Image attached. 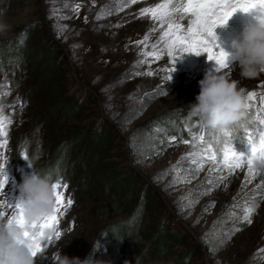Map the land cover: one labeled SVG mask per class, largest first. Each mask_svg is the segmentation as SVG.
I'll list each match as a JSON object with an SVG mask.
<instances>
[{"label":"rangeland","instance_id":"374dc122","mask_svg":"<svg viewBox=\"0 0 264 264\" xmlns=\"http://www.w3.org/2000/svg\"><path fill=\"white\" fill-rule=\"evenodd\" d=\"M159 1L0 0V19L10 25L0 44L13 41L8 49H0V93L7 92L0 95V104L12 121L8 143L0 148L6 176L0 199L14 206L22 198L18 186L25 176L33 170H52L68 185L59 189L65 203L73 200L59 217L60 238H53L36 264H55L58 251L98 264H264V172L246 180V166L229 175L203 156L188 155L211 146L222 159L224 137L201 127L187 109L199 92L198 81L216 71L215 61L202 53L191 66L187 60L194 53L177 50L172 58L165 52L159 60L148 57V63L140 62L145 59L141 53L152 51V44L163 48L164 26L140 15L141 8ZM76 4L78 12L73 11ZM236 12L228 20H235ZM188 19L178 20L185 30ZM131 34L140 36L139 41L148 35L149 40L129 55L125 42L133 39ZM18 44L22 51L16 49ZM45 47L50 57L36 64L27 60L37 59ZM43 71L48 84L39 88L38 72ZM221 72H228L238 88L256 93L244 127L231 133L235 150L247 152L248 132L255 135L264 74L244 79L238 69ZM46 92L53 101H69L67 107L73 103L81 109L79 114L50 113ZM168 116L173 119V135L157 128ZM145 125H153L154 131L142 135ZM74 127L89 133L101 129L108 140L102 148L93 143L83 156L76 155L75 176H70L67 168L54 164L57 156L49 145L64 141ZM193 133L203 135V141L194 147L184 144ZM201 160L203 166L197 170L194 161ZM85 170L90 171L93 189L85 187L81 193L71 177ZM129 175L134 192L118 196L111 184ZM142 193L150 197L146 208L137 207ZM253 201L256 208L248 224L240 217ZM157 229L170 237L160 250L156 249L163 242L150 236Z\"/></svg>","mask_w":264,"mask_h":264},{"label":"snow or ice","instance_id":"6c2138e0","mask_svg":"<svg viewBox=\"0 0 264 264\" xmlns=\"http://www.w3.org/2000/svg\"><path fill=\"white\" fill-rule=\"evenodd\" d=\"M137 0H128V3L135 4ZM125 4L124 7H127ZM257 7H264V0H162L161 3H157L154 7H144L140 9L141 16H150L152 20L159 22L164 26L161 31L160 43L163 44V48H160L158 44H152V51H143L144 60L141 63H148V57H153L156 60L160 59V56L165 52L168 57H173L177 50L183 52H192L197 55L200 53H207L208 58L215 61L216 70L221 71L229 68L227 61V54L223 50L217 51V45L215 44V36L213 29L217 24H222L236 10L248 11ZM80 8L79 4L74 5L73 11L78 12ZM185 16H188V23L186 30L178 23V20H183ZM149 40V36L145 35L143 40L137 41V44L146 45ZM148 75L153 73L149 71ZM171 77L166 76L164 79L169 80ZM264 88V82L260 85ZM244 93L248 102V111L250 112L255 105L252 103L256 99V93L253 91H247L244 87L240 88ZM0 95H7V92L0 93ZM256 122L255 135L252 132H248L246 143L249 146L247 152H238L235 150L231 143V133L225 132L223 134L224 141L221 149L222 159L218 158L217 154L212 151L211 146L206 147L202 153L189 152V156H203L207 161H211L213 166H223L228 170L231 175L236 169L245 167L247 172L245 174L246 180H250L255 175L264 172V93L259 96V107L254 117ZM11 118L4 113V105L0 104V148L7 145V128L11 124ZM192 140H183L186 145L192 144L193 147L197 141H203V135L191 134ZM172 140H176V137H172ZM219 141V137H217ZM24 155V153H21ZM27 159V157H25ZM256 161H259L257 166ZM197 170L203 166V160L196 162ZM5 164L0 161V195L3 193L4 185L6 183V176L3 173ZM220 179H223L221 177ZM67 189V183H62L58 178L53 184L55 195V208L51 215L45 216L38 221H33L31 227L37 229L34 233L27 231L23 232L25 237H28L34 244L33 255L36 260L44 253L48 246L53 242V238L59 239L61 236L60 231L56 230L59 224V217L65 214V211L69 206L73 204L71 198H67L65 203V194L59 191L60 188ZM260 187V186H258ZM256 208L255 202L246 206L243 210V215L240 219L248 224L252 223V214ZM14 218L17 224L21 227L26 225L23 219L22 209L20 202H17L14 206L8 204L4 199H0V218L3 217ZM45 229L49 230V234L45 238ZM238 230V229H237ZM223 243V242H222ZM264 251V250H262Z\"/></svg>","mask_w":264,"mask_h":264},{"label":"clouds","instance_id":"9594fccd","mask_svg":"<svg viewBox=\"0 0 264 264\" xmlns=\"http://www.w3.org/2000/svg\"><path fill=\"white\" fill-rule=\"evenodd\" d=\"M252 11L254 15L243 24L239 35L231 39V51L226 53L221 49L227 54L229 68L238 69L239 76L244 79H255L264 74V7L241 12ZM226 22L216 27L224 26ZM9 29L10 25L0 19V36ZM214 36L216 44L217 36ZM198 84L195 102L187 108L189 117L220 136L225 132L236 133L244 127L248 119V102L228 72L208 71ZM58 178L52 170H33L19 184L20 206L26 225L21 227L14 218L7 216L0 218V264H36L33 241L23 232H36L31 223L52 214L55 208L53 184ZM48 234L49 231H45V238ZM54 258L55 264H98L97 261H81L78 257L69 258L61 251L56 252Z\"/></svg>","mask_w":264,"mask_h":264},{"label":"trees","instance_id":"16d2710c","mask_svg":"<svg viewBox=\"0 0 264 264\" xmlns=\"http://www.w3.org/2000/svg\"><path fill=\"white\" fill-rule=\"evenodd\" d=\"M12 44H13V41L2 43L0 44V49L6 50ZM16 47H17L16 48L17 50L22 51L20 49L22 48L21 45L18 44L16 45ZM38 48L40 47L38 46ZM39 51L41 52V56H39L35 60H32V59H27V60L31 63L36 64L38 61H40L41 58L47 59V57L51 56L50 53L47 51V47H45L43 51L41 49ZM9 57L11 56L9 55ZM4 66L6 65H3V67ZM51 70L53 71V68ZM38 73H39V78L41 77L42 80H40V82L37 83V87L45 88L46 84H48L45 81V78H46L45 76L47 74V71H43L41 73L38 72ZM45 94L48 97L47 107L50 113L51 112L52 113L62 112V113H65V115H67L68 117L79 114L81 109L78 108L77 106L75 107L73 103H71V105L67 107V105L69 104V101L68 102H65V100H62V101L54 100L53 101V99H50L49 94H47V92ZM60 102H63V104ZM172 120L173 119H171L170 116H168V118L160 120L159 123L157 124V128H162L161 132H165V134L173 135L174 134L173 127L172 125H170L171 122H173ZM154 128L155 127H153V125H145L144 127H142V131L140 133L142 135L146 133H151L154 131ZM159 134L160 136H163L164 133H159ZM107 140H108L107 133L103 130L101 131V129H99L95 133L93 132L89 133L88 131H86L85 128L74 127L70 130V132H68V137L64 141H62L63 143L57 141L58 143H56L54 147H52V144H51L49 145V148H51L52 152L56 154L57 156V158L54 161V164L60 165L61 169L67 168L70 176H75V172H74L75 166L74 165L77 159H73V158L76 155L79 157L83 156L85 154V152L83 151L85 147L86 146L93 147V143L95 145L100 146V148H102V146H105V144L107 143ZM88 154L89 153H87V156ZM83 172L84 173L78 174L77 177H71L72 179L75 178L74 187L78 188V190H80L81 193L84 191L85 187H88V189H90L93 185V181H91L92 177H90V171L85 170ZM129 176H130L129 179L127 180L121 177L117 181H114L113 184H111V187L115 189L116 192H118V196H121V194L124 195L128 192H129V195H131L134 192V181L132 179V175H129ZM91 189H93V187ZM141 196L142 198L138 201L137 207L138 208L148 207V202H150V197L147 196L145 193L144 194L142 193ZM157 230H158L157 232L156 231L152 232L150 236L152 240L158 239L159 241L161 240L163 242V244L158 246L156 249V250H160L162 249L163 246H165V241L169 240L170 237H168L167 233H165L164 231L159 230V229Z\"/></svg>","mask_w":264,"mask_h":264},{"label":"bare ground","instance_id":"6f19581e","mask_svg":"<svg viewBox=\"0 0 264 264\" xmlns=\"http://www.w3.org/2000/svg\"><path fill=\"white\" fill-rule=\"evenodd\" d=\"M148 0H141V2H147ZM160 3V1L158 2ZM157 4V3H154L153 5H151L150 7H154V5ZM236 19L235 20H228L226 22V24L224 26H219V29H218V39H221L223 37V41L224 42H218V39L216 41V45H217V48L216 50L219 51L221 49H223L225 52L227 51H231L230 49V41L232 38L236 37L239 35L240 31H241V28H242V24L240 23L239 19L242 18V20L244 21H247L248 19H250L253 15H254V11L252 12H249V13H243V12H236ZM151 19V18H150ZM179 23V21H177ZM215 32V31H214ZM133 39H130L125 42V45H126V48H125V52L129 55L130 52L132 51V48L135 47L137 45V41H139L140 39V36L136 37L135 35L131 34ZM137 49V48H136ZM135 49V50H136ZM137 51V50H136ZM134 53V52H133ZM176 54V53H175ZM138 55L137 57L139 58V50L137 51V54ZM201 55V54H200ZM143 57V53H141V58ZM199 55H196L194 53V57H190L188 58V63L192 66V65H195V63H197V59Z\"/></svg>","mask_w":264,"mask_h":264}]
</instances>
